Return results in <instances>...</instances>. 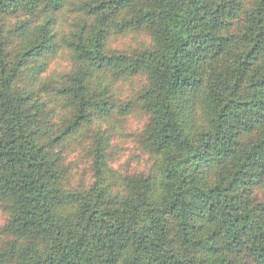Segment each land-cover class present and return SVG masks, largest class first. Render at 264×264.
<instances>
[{
	"label": "trees",
	"instance_id": "1",
	"mask_svg": "<svg viewBox=\"0 0 264 264\" xmlns=\"http://www.w3.org/2000/svg\"><path fill=\"white\" fill-rule=\"evenodd\" d=\"M0 264H264V0H0Z\"/></svg>",
	"mask_w": 264,
	"mask_h": 264
},
{
	"label": "rangeland",
	"instance_id": "2",
	"mask_svg": "<svg viewBox=\"0 0 264 264\" xmlns=\"http://www.w3.org/2000/svg\"><path fill=\"white\" fill-rule=\"evenodd\" d=\"M21 19V18H20ZM19 19H10L7 28L14 27ZM64 28H67L66 26ZM152 42L146 33L128 34L115 38L111 42V50L119 51V53H131L134 51H143L150 49ZM69 54L63 51L54 61L51 66V72H65L68 70ZM147 82L144 78H136L132 81L120 83L118 90L125 98L140 92ZM145 117L141 114H133L126 120H121L118 124L117 143L121 148L119 154L120 165L138 168L142 170L147 166L150 156L143 153L140 145L141 133L145 127Z\"/></svg>",
	"mask_w": 264,
	"mask_h": 264
}]
</instances>
